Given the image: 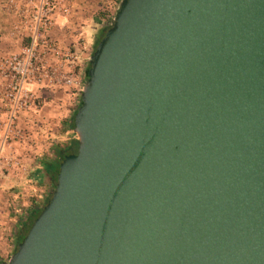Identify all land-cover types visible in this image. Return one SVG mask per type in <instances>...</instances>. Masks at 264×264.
<instances>
[{"label":"water","instance_id":"95a60500","mask_svg":"<svg viewBox=\"0 0 264 264\" xmlns=\"http://www.w3.org/2000/svg\"><path fill=\"white\" fill-rule=\"evenodd\" d=\"M80 101L7 264H264V0H122Z\"/></svg>","mask_w":264,"mask_h":264},{"label":"built area","instance_id":"2783aa9c","mask_svg":"<svg viewBox=\"0 0 264 264\" xmlns=\"http://www.w3.org/2000/svg\"><path fill=\"white\" fill-rule=\"evenodd\" d=\"M73 0H8L9 39L17 42L13 53H0V175L16 170L22 185L29 186L30 173L12 153L26 137L20 124L38 112L40 89L81 91L84 73L79 56L55 37L59 23L66 26ZM78 44L74 47H77ZM79 69V73H78Z\"/></svg>","mask_w":264,"mask_h":264},{"label":"rangeland","instance_id":"374dc122","mask_svg":"<svg viewBox=\"0 0 264 264\" xmlns=\"http://www.w3.org/2000/svg\"><path fill=\"white\" fill-rule=\"evenodd\" d=\"M121 1L122 0H73V13L71 14V18L67 21V24L71 27L70 30L68 29L67 35H64V32L57 34L55 30L54 37L65 47L70 46L72 53L78 54V68H80V71H86L90 58L95 50V43L102 29L111 21L113 22ZM1 21L2 20H0V22ZM1 24L0 33L3 34L2 29L6 25L5 20L2 21ZM59 25L60 24H58V26ZM77 44L79 45L78 50L77 47H74L75 45L77 46ZM84 84L85 80H83V87ZM82 89L81 91L43 88L38 90L36 92L38 112L35 116H31L33 117L32 120H30V118L29 120L25 119V121L20 124L22 133L26 137L23 143L27 144L32 142V144H34L35 141H38L39 144L41 142L45 145L48 144L46 145V152L41 150V153H43L42 157H46L48 160L51 159L52 156L50 151L60 145L57 143L58 141L53 138L62 136L64 122L69 121L73 113L78 109ZM45 184V191L39 193V198H37V196H29L30 193L28 192L21 193L24 197L28 196L25 199L26 202L29 201V204L33 206L38 199V207L43 206L46 198L51 196L54 190L50 181L48 182V180H46ZM13 190L14 189H10L9 193H12ZM3 201H0V210L2 212L5 211L9 219H14L12 210L14 212L16 211L15 218L18 219L21 214L17 213L19 211L17 207L10 206L9 201L6 202L3 207ZM23 217L26 216L24 215ZM15 246L16 245L9 243L6 245L8 253L5 257L0 258V264L8 263L10 257L15 252Z\"/></svg>","mask_w":264,"mask_h":264},{"label":"crops","instance_id":"0c3cea01","mask_svg":"<svg viewBox=\"0 0 264 264\" xmlns=\"http://www.w3.org/2000/svg\"><path fill=\"white\" fill-rule=\"evenodd\" d=\"M7 1L8 0H0V20H5L6 22L5 27H3L2 29L3 34L0 33V53L2 54L10 53L13 51L15 52L17 48V42L8 38L10 18L6 15L5 12ZM1 22L0 26H2ZM59 24L60 25L56 28L57 34H61L62 32H64L63 34L67 35V32L71 28L69 24H67L66 27H63L61 23ZM65 125H63V128H65ZM61 135L62 136L53 138L56 139V141H58L57 143L60 144L59 147L57 146L55 149L68 146L74 139L71 135L70 130L63 129V134ZM46 145L42 142L39 144L38 141H35L34 144H32V142H29L27 144L23 143L15 145L12 148V153L14 154V156L21 160V163L24 165V167L29 169L30 180L32 181L29 186L22 185L23 180L22 178H20L22 175H20L16 170L6 171L0 175V201L4 200L2 203L3 207L5 206L6 202L9 201L10 206L12 205L17 207V209L19 210L17 213L21 214L17 219L15 218L16 211L14 212L12 210L14 219H9L7 214H5L6 212H2L0 210V258H3L7 255L8 251L6 245L8 243L15 245V239L18 233H20L21 231V223H19V221L25 219L26 217L23 216H26L30 210L38 209V199L35 202V205L32 206V204H29V201L26 202L25 200L28 196L24 197L21 193L28 192L30 193L29 196H37V198H39V193H43L45 191V181H50V179L45 175L44 164L57 161L58 159L53 154V151L55 149L50 151L52 156L51 159L48 160V158L42 157L43 153H41V150L43 152H46ZM10 189H14L12 193H9ZM5 196H7L8 198Z\"/></svg>","mask_w":264,"mask_h":264},{"label":"trees","instance_id":"16d2710c","mask_svg":"<svg viewBox=\"0 0 264 264\" xmlns=\"http://www.w3.org/2000/svg\"><path fill=\"white\" fill-rule=\"evenodd\" d=\"M111 26H112V21L110 23H108V25L102 29V31H101V33H100V35H99V37L95 43V49H96L97 45L101 42V40L104 38V36L106 35L107 31L110 29ZM89 69H90V62H89L87 69L84 73L85 82L87 81V73H88ZM80 106H81V101L79 99L78 107H80ZM75 114H76V112L73 113V115L69 119V121L64 123V125L65 124L67 125V126L65 125L64 130L72 131L74 129L73 121H74ZM76 152H77V141L75 139H73L68 146L63 147V148H57L53 151V154L55 155L56 158L59 159V162L53 161V162L44 164L45 175L50 179V183L53 185V189L56 186V180H57V175L59 172L60 161H62L64 159V157H66V156L75 155ZM50 199H51V196L47 197L43 203V206L38 207L37 210H34V209L30 210L27 213L26 218L19 221V223H21L20 224L21 231H20V233H18V235L15 239V245H16L15 251H16L18 245L20 243H22V241L26 237L27 233L29 232L31 226L33 225L34 221L39 217L43 208L48 204ZM2 264H6V263H2Z\"/></svg>","mask_w":264,"mask_h":264},{"label":"flooded vegetation","instance_id":"af4514ba","mask_svg":"<svg viewBox=\"0 0 264 264\" xmlns=\"http://www.w3.org/2000/svg\"><path fill=\"white\" fill-rule=\"evenodd\" d=\"M58 159V158H57ZM59 161V159L57 160V162Z\"/></svg>","mask_w":264,"mask_h":264}]
</instances>
